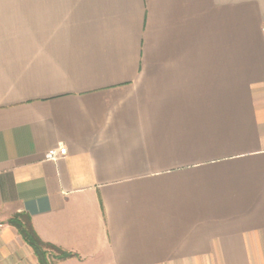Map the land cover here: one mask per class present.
Listing matches in <instances>:
<instances>
[{
  "label": "crops",
  "instance_id": "0c3cea01",
  "mask_svg": "<svg viewBox=\"0 0 264 264\" xmlns=\"http://www.w3.org/2000/svg\"><path fill=\"white\" fill-rule=\"evenodd\" d=\"M264 0H0V264H264ZM64 147L57 160L45 159Z\"/></svg>",
  "mask_w": 264,
  "mask_h": 264
},
{
  "label": "trees",
  "instance_id": "16d2710c",
  "mask_svg": "<svg viewBox=\"0 0 264 264\" xmlns=\"http://www.w3.org/2000/svg\"><path fill=\"white\" fill-rule=\"evenodd\" d=\"M7 225L16 229L25 244L32 249L39 264H55V261L75 256L43 242L34 231L30 218L24 214L15 215L7 221Z\"/></svg>",
  "mask_w": 264,
  "mask_h": 264
},
{
  "label": "built area",
  "instance_id": "2783aa9c",
  "mask_svg": "<svg viewBox=\"0 0 264 264\" xmlns=\"http://www.w3.org/2000/svg\"><path fill=\"white\" fill-rule=\"evenodd\" d=\"M263 33H264V27H263ZM66 153V149L64 147L57 149V150H51L45 155V159L55 161L58 157L64 156Z\"/></svg>",
  "mask_w": 264,
  "mask_h": 264
}]
</instances>
